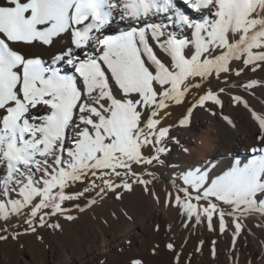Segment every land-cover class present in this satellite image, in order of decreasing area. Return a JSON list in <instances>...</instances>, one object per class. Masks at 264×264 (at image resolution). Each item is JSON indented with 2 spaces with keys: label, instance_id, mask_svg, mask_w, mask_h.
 <instances>
[{
  "label": "snow or ice",
  "instance_id": "snow-or-ice-1",
  "mask_svg": "<svg viewBox=\"0 0 264 264\" xmlns=\"http://www.w3.org/2000/svg\"><path fill=\"white\" fill-rule=\"evenodd\" d=\"M183 4L199 19L175 0H0V219L22 216L32 233L62 231L61 219L78 218L73 211L122 200L135 185L156 195L153 169L168 143H179L176 124L166 126L173 105L197 97L182 127L197 107L221 104L215 81L227 86L233 73L264 67V0ZM117 19L130 30L109 35ZM252 117L256 158L222 175L181 169L165 198L186 228L216 231V216L223 234L231 217L233 253L244 221L264 218V117ZM166 247L183 264L174 242ZM128 264L143 262L130 256Z\"/></svg>",
  "mask_w": 264,
  "mask_h": 264
},
{
  "label": "rangeland",
  "instance_id": "rangeland-1",
  "mask_svg": "<svg viewBox=\"0 0 264 264\" xmlns=\"http://www.w3.org/2000/svg\"><path fill=\"white\" fill-rule=\"evenodd\" d=\"M236 77V85L224 88L223 92L215 90L221 104L223 107L230 108L233 113L236 111L240 113L241 109L233 99V97H239L240 102L245 101L247 106L256 110L261 103L256 94L264 87V67H257L256 71L244 68L241 75ZM248 82H255V86L251 89L241 86ZM196 99L197 97H189L186 105L176 106L180 110L168 119L170 123L177 122L175 127H170V133L179 142L181 137L194 134L193 129L187 124L181 127L178 121L187 113V108L191 107ZM176 145L175 141L168 143L169 151L162 156L164 164L157 165L153 169L156 179L149 185V189L151 193L156 194L155 196L145 192L143 186L135 185L132 192L124 193L122 200L114 198L98 200L95 206L84 213L73 211L72 214L78 218L71 222L61 219L59 223L62 225V231L38 228L36 233H32L28 231V225L24 223L22 216L11 217L7 222L0 219V236L6 237L0 239V264H104L107 256L122 254L131 247L141 233V227L155 216L165 220L168 228L174 233L176 243L183 250L196 252L200 245V257L204 260L211 256L212 242L215 241V253L223 258L226 253L225 245H232L234 230L232 218L226 216V231L223 234L219 232V220L216 216L213 218L216 231H209L206 223L195 225V227L190 225L186 228L182 223L184 218L178 215L176 209L166 206V193L159 191L157 181L167 184L171 192L173 177L179 174L181 169H186V165L189 164L186 157L179 159L175 156ZM152 186L155 187L156 192L152 190ZM76 190V185L67 189L68 192ZM156 197L159 198V202ZM246 220L238 238H246L252 233L264 237V227L257 226L264 225V222L262 223L257 217ZM59 243H65L68 247L70 262L66 263L59 252Z\"/></svg>",
  "mask_w": 264,
  "mask_h": 264
},
{
  "label": "bare ground",
  "instance_id": "bare-ground-1",
  "mask_svg": "<svg viewBox=\"0 0 264 264\" xmlns=\"http://www.w3.org/2000/svg\"><path fill=\"white\" fill-rule=\"evenodd\" d=\"M175 2L186 14L199 19L191 9L183 4V0H175ZM156 19L159 21L160 18ZM126 30H130L128 23L117 19L112 24L108 34L114 35ZM88 53L90 55L95 54L91 48L88 49ZM40 55L46 61L50 56L47 52L40 53ZM237 63L240 68H243L242 64ZM236 80L237 77L233 73L231 79L227 82V86L223 80L215 81L214 86L218 84L219 87H214V91L236 85ZM209 90L213 89H205V91ZM256 97L261 101L256 110L249 106L246 108L244 106L245 101H242L237 105L241 109L240 113H236L237 111L233 113L230 108L223 107L222 104H212V102H207L205 108L197 107L193 111L186 124L193 129L194 134L181 137L180 142L175 147L177 153L175 156L179 159L186 157V161L189 162L186 165L187 170L200 168L202 170L207 169L209 172L215 171L217 175H222L237 161L242 166L259 155V153L252 150L259 147V128L257 121L252 117V112L264 117V87L256 94ZM179 110L180 108L173 106L172 115ZM168 119L166 126L177 123L176 121L170 123ZM185 148H187V152L184 151ZM156 183L160 188L159 191L161 190L166 194L170 192L171 189L167 184L160 181ZM152 190L156 192L154 186H152ZM250 217H257L262 223L264 222V218H261L258 214ZM168 242H174L176 250L182 253L183 264H216L218 262L222 264H233V262H238V264H264V237L258 234L252 233L246 238H238L235 253L232 252V245H225L226 253L223 258L215 253V256L211 254L203 260L200 257V245L198 247L199 251L196 252L183 250L176 243L173 231L168 228L165 220L160 216H155L141 227V233L136 237V242L131 247L122 254L107 256L104 264H128L130 256L140 259L143 264H175L173 253L166 247ZM59 252L63 255L66 263L70 262V251L65 243H59ZM103 252H106V250ZM230 257L233 258L230 259Z\"/></svg>",
  "mask_w": 264,
  "mask_h": 264
}]
</instances>
